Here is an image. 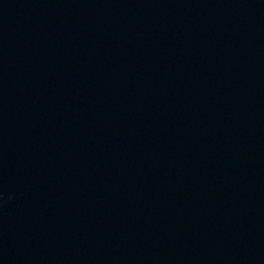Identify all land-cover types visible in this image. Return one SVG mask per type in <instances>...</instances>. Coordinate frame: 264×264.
<instances>
[{"label": "water", "instance_id": "water-1", "mask_svg": "<svg viewBox=\"0 0 264 264\" xmlns=\"http://www.w3.org/2000/svg\"><path fill=\"white\" fill-rule=\"evenodd\" d=\"M0 264H264V0H0Z\"/></svg>", "mask_w": 264, "mask_h": 264}]
</instances>
